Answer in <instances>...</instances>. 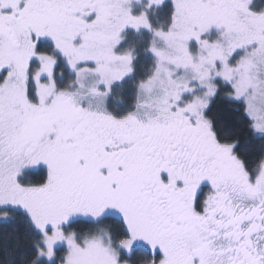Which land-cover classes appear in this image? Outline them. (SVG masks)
<instances>
[{
  "label": "rangeland",
  "instance_id": "obj_1",
  "mask_svg": "<svg viewBox=\"0 0 264 264\" xmlns=\"http://www.w3.org/2000/svg\"><path fill=\"white\" fill-rule=\"evenodd\" d=\"M11 1L0 3L7 6ZM149 1L151 4L146 0H22L21 9L0 14V31L18 46L9 51L6 40L0 37V71L10 69L0 75V221L8 218V209L31 217L42 236L38 260L48 264H119L114 261L116 245L111 238L103 233L76 239L65 228L52 227L61 223L65 211L50 214L42 194L36 189L27 190L18 181V173L26 169V163L40 154L26 144L22 133L24 118L33 116L36 109L31 104L39 99L36 91L35 99L28 102L18 70L21 57L30 55L32 47L34 58L49 75L53 66L58 69L54 84L62 94H74L73 104L78 103L76 100L87 105L91 102L99 115L107 116L105 106L115 105L112 92H129L125 84L132 75L133 55L119 48L122 35L128 31L148 32L153 39L149 54L155 68L142 90L130 94L132 103L138 97V104L146 102L155 113L164 114L168 105L187 111L195 117L201 133L214 139L205 111L218 88L228 86L227 99L244 105L253 133L264 138V10L250 11L248 0H171L170 25L153 30L149 18L160 17L162 7L151 15L146 7L160 5L163 0ZM39 45H47L49 53L37 51ZM49 86L42 91L44 98L52 93ZM215 144L230 164L233 146ZM240 169L239 178L236 171L230 172L243 188L249 191L264 187V156L253 172L245 171L243 165ZM71 190L78 198L79 189L71 185ZM116 194L128 202L122 189ZM132 208L133 224L146 226V247L160 249L170 264H194L193 254L202 251L201 241L208 244L217 235L204 233L195 245L196 240L173 237L162 225L170 217L165 215L166 209L158 211L163 216L160 219L157 214ZM98 209L81 219L96 221L104 211ZM124 223L131 225L128 220ZM210 257L205 264H215ZM232 264L240 261L233 260Z\"/></svg>",
  "mask_w": 264,
  "mask_h": 264
},
{
  "label": "flooded vegetation",
  "instance_id": "obj_2",
  "mask_svg": "<svg viewBox=\"0 0 264 264\" xmlns=\"http://www.w3.org/2000/svg\"><path fill=\"white\" fill-rule=\"evenodd\" d=\"M256 1L248 0V9L264 10L255 6ZM166 3L171 4V0L149 5L146 11L154 13ZM146 4L151 3L146 0ZM22 5V0L7 6L0 3V14ZM0 37L6 40L9 51L18 49L3 31ZM31 49L30 55L21 57L18 70L22 89L36 90L39 99L31 104L36 112L24 118L22 131L26 144L40 153L28 168L43 174L48 193L47 198L43 195L44 204L68 202L66 195L75 200L69 186L80 181L85 190L83 205L74 209L79 215H69L72 220L83 218L97 206L105 211L99 219L112 216L121 222L125 235L130 238L136 232L146 244V226L133 224L132 207L160 219L163 216L158 211L166 209L165 215L170 217L164 220L174 222L167 228L173 237H190L196 245L204 233L217 234L208 244L201 241L198 248L202 251L193 254L194 264H205L211 255L215 264H232L233 260L264 264V187L247 191L232 177L231 169L240 177V164L235 157L226 163L228 159L219 154L213 138L196 126L194 116L169 105L164 114L155 113L146 102L138 104V97L132 104L113 99L115 105L105 106L107 116H101L91 102V106L79 100L73 104L74 94H62L54 84L58 69L53 66L49 75ZM49 84L52 93L44 98L42 91ZM221 181L225 182L222 186ZM120 189L128 202L117 196ZM112 203L116 209L110 210ZM125 220L131 225H125ZM144 249L165 259L160 249L151 250L146 245Z\"/></svg>",
  "mask_w": 264,
  "mask_h": 264
},
{
  "label": "trees",
  "instance_id": "obj_3",
  "mask_svg": "<svg viewBox=\"0 0 264 264\" xmlns=\"http://www.w3.org/2000/svg\"><path fill=\"white\" fill-rule=\"evenodd\" d=\"M256 5H261V8L264 7V0L256 1ZM161 11V18L159 15L154 17L152 15V18H149V23L153 30L158 27L166 29L170 25L172 16L170 4L166 3ZM152 41V35L145 31L132 33L128 31L122 35L119 48L121 51L132 53L133 70L130 80L125 84L129 92H112L113 99L116 98L115 100H117L119 98L124 103L132 104L129 97L135 93V90H138L141 83L151 77L155 68L154 59L149 54ZM37 51L49 53L47 45L45 47L39 45ZM1 81L2 79H0ZM130 88L132 89L130 90ZM229 90L228 86L218 88L215 97L210 101L205 111V116L210 123L214 142L221 146L232 145L233 156L238 163L243 165L245 171L253 172L264 156V138L253 133L251 121L245 114L244 105L227 99L226 95ZM23 91L29 98L27 99L28 102L35 99L36 90ZM28 165L30 166V163H26V170L21 171V174L18 173L20 185L27 190L36 189L42 194V197L44 195L47 198L48 193L43 186L45 179L42 172H32ZM73 185H76L75 187L80 191L78 194L79 200L74 197L77 200L72 199L73 201H71L66 195L68 202H55L53 205L43 203L52 215L56 211L60 214L65 211V213L61 214L64 218L60 221L61 223L52 225V227L60 226V228H65L67 233L74 234V237L78 239L91 234H106L116 245L117 259L114 261L119 264H170L167 259L145 250V244L143 240L137 237L136 232H133L130 238L125 235L121 222L113 219L112 216L97 219L96 221H87L81 218L70 219L69 215L73 213L74 209L83 205L81 197L85 194L84 187L81 186L82 183L80 181L73 183ZM69 187L68 192H71V185ZM33 198L37 199L36 197ZM110 205H108L110 210L116 209V204L112 203ZM96 207L94 206L92 209L96 210ZM6 211L8 218L5 221H0V264H48L43 260L37 259V249L38 246H41L42 236L31 217L16 209H8ZM165 220L163 221L165 227L169 228L174 225V222ZM59 252L63 253L62 250Z\"/></svg>",
  "mask_w": 264,
  "mask_h": 264
}]
</instances>
